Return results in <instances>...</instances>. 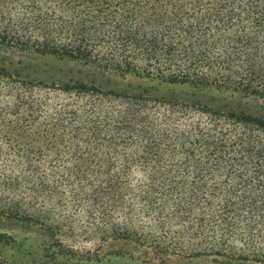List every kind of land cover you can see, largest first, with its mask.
<instances>
[{
	"label": "trees",
	"instance_id": "16d2710c",
	"mask_svg": "<svg viewBox=\"0 0 264 264\" xmlns=\"http://www.w3.org/2000/svg\"><path fill=\"white\" fill-rule=\"evenodd\" d=\"M0 47L264 102V0H0ZM23 69L0 62V225L34 235L0 232V264H112V241L134 264H264V113ZM43 194L84 211L94 249Z\"/></svg>",
	"mask_w": 264,
	"mask_h": 264
},
{
	"label": "rangeland",
	"instance_id": "374dc122",
	"mask_svg": "<svg viewBox=\"0 0 264 264\" xmlns=\"http://www.w3.org/2000/svg\"><path fill=\"white\" fill-rule=\"evenodd\" d=\"M0 62L4 63L9 68H24L22 70V79H28L32 81H44L47 83L55 81L69 82L73 84L75 81H80L88 84L103 85L109 90H122L126 87H131L135 90H147V92L152 93L153 96H162V95H186L195 97L196 95L200 96H216L218 98H225L226 100H232L239 103L241 106L251 110L252 112L264 113V102L261 100H256L250 97H244L243 94L218 91L215 89L199 91L188 85H170L163 82L159 78H150L146 76H140L135 74L127 75H114V74H102L101 71L94 67L85 66L83 64L69 61L67 59H58L53 57H38L35 58L33 55H28L24 52L8 49L5 47H0ZM188 116H191L192 119L199 118L197 114L192 113ZM29 196V193H26ZM40 200V201H39ZM49 197L45 194L40 195L37 201H35L38 208L52 209L59 206V209L56 210V213L60 216H63L66 220L68 228L74 229V237L76 236L77 245L84 248L94 249L92 241L84 239V237L77 238L79 234L78 230L81 224H84V211L76 208L70 209V205L67 202L68 198L66 195H56L53 200H55L54 205H50ZM34 202V203H35ZM81 221V222H80ZM0 232H6L7 234H13L14 232L18 234L19 237L29 236L32 237L34 233L24 231L18 232L14 226L10 224L0 225ZM169 233V242L172 241L173 231L168 230ZM72 233H69L67 236H71ZM67 238V237H66ZM41 237H39L40 241ZM39 244V242H38ZM180 246H184L186 249L190 247V242L188 240H183L177 243ZM122 250L125 257L124 258H115L111 257L112 264H134L133 261L129 258L130 253L136 252L138 255L139 252L136 251L132 243H122L120 241L106 243L104 249L102 250L103 254L112 253L115 254L118 251ZM10 253V252H9ZM187 253L182 254H168L165 256V264H234L225 261L222 258L213 259V258H195V256L186 255ZM138 264V263H137Z\"/></svg>",
	"mask_w": 264,
	"mask_h": 264
}]
</instances>
